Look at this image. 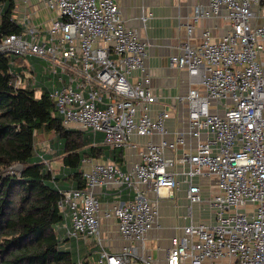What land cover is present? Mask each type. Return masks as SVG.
Listing matches in <instances>:
<instances>
[{"label":"built area","instance_id":"obj_1","mask_svg":"<svg viewBox=\"0 0 264 264\" xmlns=\"http://www.w3.org/2000/svg\"><path fill=\"white\" fill-rule=\"evenodd\" d=\"M30 1L15 0L10 21L21 32L0 38V55L10 58L11 70L16 67L13 88L47 91L64 128L101 134L109 150L130 149L138 158L129 171L111 160L85 159L84 187L60 190L61 228L76 251L80 241L94 243L92 264H264V23H258L264 0H207L208 8L194 9V20L223 10L228 30L213 42L205 29L200 44L183 43L168 59L170 67L186 71L179 100L187 102L188 133L197 140L193 151L177 158L165 151L185 139H164L167 111L151 117L156 98L146 44L120 19L116 0H35L54 12L48 27L33 24ZM186 32L191 34L190 25ZM134 72L140 78L131 83ZM154 135L161 136L158 143L130 142ZM176 165L188 166L189 217L192 206L202 203L201 188L191 179L214 181L206 200L213 223L185 226L158 263L145 253L144 241L156 225L159 199L177 189ZM99 187L115 195L127 190L130 199L102 208ZM101 217L116 222L124 242L117 253L103 243Z\"/></svg>","mask_w":264,"mask_h":264},{"label":"trees","instance_id":"obj_2","mask_svg":"<svg viewBox=\"0 0 264 264\" xmlns=\"http://www.w3.org/2000/svg\"><path fill=\"white\" fill-rule=\"evenodd\" d=\"M14 6L15 0H0V38L21 32L10 21ZM9 63L0 55V264H87L58 235L64 223L59 192L84 187L83 160L108 153L112 162L123 161V152L100 146L89 132L64 128L47 91L14 89L16 67ZM43 133L59 140V175L36 153L35 138Z\"/></svg>","mask_w":264,"mask_h":264},{"label":"crops","instance_id":"obj_3","mask_svg":"<svg viewBox=\"0 0 264 264\" xmlns=\"http://www.w3.org/2000/svg\"><path fill=\"white\" fill-rule=\"evenodd\" d=\"M120 19L131 29L135 30L138 38L146 44L145 67L150 75V93L156 98L151 109V117H155L162 111L169 113V118L165 122L166 134L164 139L174 142L182 135L183 146H177L175 150L165 151L166 157H180L186 151H193L197 140L188 133V105L185 101H180L183 93L181 85L187 81L186 71L172 68L168 64L170 56L180 53V46L188 43L197 46L202 40V33L205 29L211 31L213 42H217L228 30V25L223 19L224 11L219 15L194 20V9L208 8L207 0H116ZM30 10L34 14L33 24L48 27L54 12L47 10L42 2L35 0L29 2ZM46 10L50 13L47 21H42L40 12ZM146 20L143 22L142 18ZM258 23H264V17L259 18ZM192 27L190 35L186 32V26ZM140 78V72H134L130 82H136ZM98 144H102V135L98 134ZM161 136L150 137L133 136L131 143L140 146L148 142L158 143ZM123 161L114 162L121 170L129 171L131 164L137 161V155L130 149L122 150ZM108 156L105 159L92 160V163L112 160ZM88 168V166H86ZM177 189L174 190L171 198H162L158 201L156 225L150 230L144 241L145 253L151 256L156 262L164 263L167 249L171 245V239L182 236V229L189 225L192 220L188 216L189 202L186 198L187 178L184 173L188 170L187 165H176ZM61 167H58L54 175H59ZM191 183L201 188V194H206L214 190L212 179L203 180L199 177L191 179ZM208 193V195H209ZM97 197L102 208H108L113 204H120L130 199V192L123 190L120 195H115L105 188L96 190ZM155 199V195H150ZM103 240L108 252L117 253L124 245L121 240L115 220L101 217ZM81 242V241H80ZM75 246V243H73ZM79 249V244H78ZM81 249V248H80ZM80 251V250H79ZM87 256V264H92L97 258V249L93 247H82ZM80 254V252H79Z\"/></svg>","mask_w":264,"mask_h":264},{"label":"rangeland","instance_id":"obj_4","mask_svg":"<svg viewBox=\"0 0 264 264\" xmlns=\"http://www.w3.org/2000/svg\"><path fill=\"white\" fill-rule=\"evenodd\" d=\"M40 18L42 21H47L50 18V13L46 10H42L40 12ZM32 64H35V60H29ZM36 70H37V79L41 80L43 79L41 77V74L39 73V68L36 64ZM77 130V129H72ZM59 146V140H57L56 136L53 133H43L41 136H37L35 138V150L36 153L43 157V164L47 166L49 170H51L53 173H56L58 170V167L60 166V154L58 151ZM18 166L14 167V170H17ZM208 193L206 194H200L202 203L194 204L192 206V220L194 224H202V225H210L213 223V217L210 208L206 204V200L208 197ZM101 235L103 236L102 226L100 228ZM58 235L62 240H67V243L64 244V247L69 250L76 249V246H73L75 243L73 240H69L66 237L65 230L63 228L58 229ZM104 243V242H103ZM76 244V243H75ZM85 246L86 248L93 247L94 243L87 242L84 244L83 242H79V249L80 254L79 257H85L86 253L85 251H82V247Z\"/></svg>","mask_w":264,"mask_h":264},{"label":"bare ground","instance_id":"obj_5","mask_svg":"<svg viewBox=\"0 0 264 264\" xmlns=\"http://www.w3.org/2000/svg\"><path fill=\"white\" fill-rule=\"evenodd\" d=\"M1 55H5V54H1ZM14 67H15V65H14ZM99 188H101V187H99Z\"/></svg>","mask_w":264,"mask_h":264}]
</instances>
